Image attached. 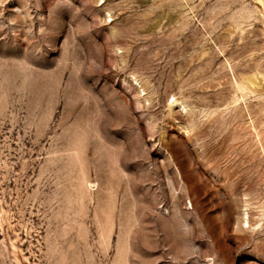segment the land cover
Segmentation results:
<instances>
[{"label":"rangeland","instance_id":"rangeland-1","mask_svg":"<svg viewBox=\"0 0 264 264\" xmlns=\"http://www.w3.org/2000/svg\"><path fill=\"white\" fill-rule=\"evenodd\" d=\"M0 264H264V0H0Z\"/></svg>","mask_w":264,"mask_h":264}]
</instances>
